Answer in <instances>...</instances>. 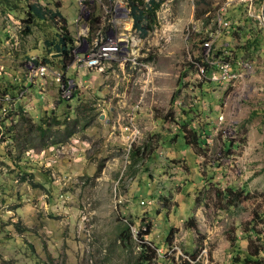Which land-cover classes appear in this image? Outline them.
<instances>
[{
	"label": "rangeland",
	"instance_id": "1",
	"mask_svg": "<svg viewBox=\"0 0 264 264\" xmlns=\"http://www.w3.org/2000/svg\"><path fill=\"white\" fill-rule=\"evenodd\" d=\"M97 2L0 0V88L18 86L28 59L43 61L44 38L57 27L74 36L77 16L89 36L135 34L108 21L112 0H99L105 12ZM29 3L44 16L27 20ZM263 3L252 0V12L247 0H163L139 44L147 66L114 61L105 76L84 74L90 81L70 100H56L49 83L52 96H33L40 108L29 113L53 104L42 118L62 123L41 135L22 109L15 126L14 113L0 114V264H264V24L255 17ZM218 14L233 27L206 50ZM212 55L229 60L235 77L212 81ZM117 88L129 101L142 96L140 126L121 128L99 113ZM64 123L73 138L60 140Z\"/></svg>",
	"mask_w": 264,
	"mask_h": 264
},
{
	"label": "built area",
	"instance_id": "2",
	"mask_svg": "<svg viewBox=\"0 0 264 264\" xmlns=\"http://www.w3.org/2000/svg\"><path fill=\"white\" fill-rule=\"evenodd\" d=\"M247 1L250 7L249 10L252 11V0ZM112 2L113 5L109 8L112 17L109 18L108 21L115 27L121 26L120 23H122L125 29H131L135 32V34L128 37L124 33H114L113 35L104 37L101 31L97 29L94 34L89 36L88 24L80 21L77 16L72 21L76 30L73 36L72 61L69 64H66L67 66H72L73 70L76 71V74H74L73 71L68 73L67 70L62 69L59 66L43 61H37L35 58L28 59L25 63V70L23 72L22 79H19L18 86L13 90L0 88V114L8 115L15 113L17 107L21 105L19 107L20 110H17V112H20L22 109L23 113L26 112L30 115L31 113H29V110L35 107L32 103V97L34 96L31 89L32 86H36L37 92L44 95L48 84L54 83L57 86L56 100H70L75 95L76 90L82 86V81H84V83L90 81V78H87L86 80L82 78L84 74L93 71L104 74L105 76L108 73V70L113 66L114 61H116L117 66L121 68H124L125 66H128L129 68L147 66L145 62L138 59L140 56L138 49L142 36L139 35L137 29L132 27V18L129 15L130 7L128 0H112ZM97 3H99V5L104 9V5L99 2V0ZM263 6L264 3L260 12L255 14V17L260 25L264 24ZM215 22L216 26L207 31V37L202 41V46L206 50L212 48L213 40L221 34L222 30L228 31L229 28L233 27L232 22L221 14H218L215 17ZM9 38L13 39L14 43H17L16 34L12 32L9 33ZM217 59L218 58L214 59L213 55L209 59V63L213 68L208 74L209 78L212 81L224 82L232 77H235V72H233L230 68V61L222 60L223 58H219L220 60ZM236 64L239 67L246 66L244 60H237ZM199 70L202 74L204 73L203 66H199ZM126 99L127 100H124L120 96L116 99V102L112 104V107L118 108V111L120 109L127 108L125 111V117L128 120V124H124V128L134 126L132 121L135 113L142 104V96L135 101H129L127 97ZM52 105L53 104H51V109L54 110L55 107H52ZM97 105L100 109L99 113L100 111H103V116L105 115L108 119V115L106 114L104 108H100L102 104L97 103ZM109 105L110 104L102 106L108 110ZM50 112L46 114L48 115ZM219 117L222 116L219 115ZM67 119L69 120L68 116ZM59 126L61 129L62 126ZM117 183L118 180H116L115 184Z\"/></svg>",
	"mask_w": 264,
	"mask_h": 264
},
{
	"label": "trees",
	"instance_id": "3",
	"mask_svg": "<svg viewBox=\"0 0 264 264\" xmlns=\"http://www.w3.org/2000/svg\"><path fill=\"white\" fill-rule=\"evenodd\" d=\"M162 1L163 0H128V4L130 7L129 15L132 18V27L138 30V33L140 36L143 37L147 35V33L153 28L154 23H156L157 21L156 11L159 8ZM28 6H29V9H27V13H28L27 20L31 21L32 17L42 18L44 16L45 11L43 10L42 5H36V4L29 3ZM53 13L54 12H52V15H55ZM55 13L58 14V12H55ZM92 19L94 20L95 17H93ZM51 34L52 33H50L48 36L44 38V46L46 49H48L47 51L48 53L47 55L43 56V61L46 63L58 61L61 64L59 67L64 68L67 63H70L72 61L73 36L67 30L66 25L65 26L60 25L59 28L57 27V30H54L53 34L52 35ZM52 51L58 52L59 55L54 56L55 58H51V56L49 57L48 55H50ZM212 53L214 55L216 52L212 51ZM207 69L208 68H206V72H208ZM4 88L7 89L8 87L5 86ZM174 97H175V94L171 96V100H173ZM184 110L186 111L188 109H184ZM20 115L21 113L19 114V116ZM76 120H78V117L74 119V121ZM38 121L39 123L37 122V124H35V127L37 128V130L40 131L41 134L44 133L45 130H49L52 127L53 123L55 125L62 123V120L57 119L56 116H53L47 122L45 121L44 117L39 119ZM72 132H74V128L66 124L63 128V134H61L62 138H65V136H68ZM182 135H183L184 141L187 144H192V140L187 138L186 133L182 132ZM194 139H195V142L198 141L197 140L198 138L196 139L194 137ZM230 189H233V188H230ZM187 221L188 223L194 222L193 218L191 217L188 218ZM123 229L125 232L123 231L121 233L124 235H127L126 233L127 226ZM169 237H170V234H167V239ZM142 245H143V250H141V258L145 262L146 259L150 258V256H148V254L145 253V248H147L146 244L142 243ZM255 252H256V249H255ZM257 252H258V249H257ZM250 255H254V254L252 252H247L245 256V261L250 260L249 258ZM255 261L256 263H258L260 260L255 259Z\"/></svg>",
	"mask_w": 264,
	"mask_h": 264
},
{
	"label": "crops",
	"instance_id": "4",
	"mask_svg": "<svg viewBox=\"0 0 264 264\" xmlns=\"http://www.w3.org/2000/svg\"><path fill=\"white\" fill-rule=\"evenodd\" d=\"M8 14H10V13H8ZM4 16H6L5 14H4ZM8 17V16H7ZM10 18V17H9ZM5 23H6V21H5ZM2 31H3V33H4V27L2 28ZM5 34V33H4ZM1 39V38H0ZM16 73V72H15ZM17 74H19V72L18 73H16V75ZM15 79L16 78H18V79H20V75H18V76H15L14 77ZM117 82V81H116ZM11 85V84H10ZM49 85V84H48ZM5 86H7V85H5ZM5 86H3V89H5L4 87ZM8 87V86H7ZM7 90H9V88H7ZM117 90L118 91H120V92H118V91H115V89L113 90L114 91V95L116 96V99L118 98V97H122L124 100H127L126 99V97L127 96H129L128 94H127V91L126 90H124V91H122V88L120 89V88H117ZM112 91V92H113ZM52 96V94H51V92L50 93H45L44 95H42L43 97H45V96ZM34 96H37V97H39V96H41V93H39V92H36L35 94H34ZM143 104V103H142ZM142 104H141V106H140V108L137 110V112L135 113V116H134V119H133V125L134 126H140V123L141 122H143V117L142 116H140L141 114V112L142 111H144L145 109H146V106L145 107H143L142 106ZM35 106H36V108L37 109H39L40 107H39V105L38 104H35ZM121 110V111H120ZM119 111H118V108H116V107H112V104H110L109 105V109H108V111H109V114L110 115H108V120H110V118H111V120L110 121H112V125H115V126H118V127H121V128H123L124 127V124H128V120H127V118L125 117V111L127 110V108H123V109H120ZM40 111V110H39ZM21 112H17V109H16V111H15V113L12 115V117L13 118H11L12 120H10V121H12L11 123L13 124V126H15V122L17 121V120H19V118H16L17 116L19 117V114H20ZM43 112H40V114H41V116H39L37 113H35V114H30L29 116H31L35 121H36V123L38 122L39 123V119L40 118H42V115H44V114H46V112L45 113H43ZM144 113V112H143ZM123 114H124V117H125V120H123V119H121L120 120V118H121V115L123 116ZM156 121H157V119H156ZM103 122H105L106 123V121H103ZM116 122L118 123L117 125H116ZM58 127V126H57ZM46 131H49V130H45V132ZM122 132H121V134H122V136H124V132H125V130H121ZM44 132V133H45ZM74 133L75 132H72V133H70L68 136H65V137H67V139L69 138V139H71V138H73L74 136ZM39 134L41 135V133H40V131H39ZM57 134H63V128H61L58 132H57ZM59 140V139H58ZM60 140H62V137H61V139ZM59 140V141H60Z\"/></svg>",
	"mask_w": 264,
	"mask_h": 264
},
{
	"label": "water",
	"instance_id": "5",
	"mask_svg": "<svg viewBox=\"0 0 264 264\" xmlns=\"http://www.w3.org/2000/svg\"><path fill=\"white\" fill-rule=\"evenodd\" d=\"M56 54H59L58 52H56ZM100 117H102V115H100Z\"/></svg>",
	"mask_w": 264,
	"mask_h": 264
}]
</instances>
